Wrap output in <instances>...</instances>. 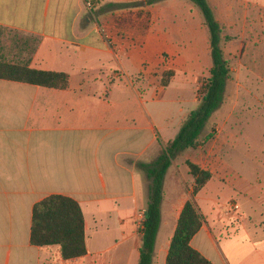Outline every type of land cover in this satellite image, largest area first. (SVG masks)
Here are the masks:
<instances>
[{
	"label": "crops",
	"instance_id": "crops-1",
	"mask_svg": "<svg viewBox=\"0 0 264 264\" xmlns=\"http://www.w3.org/2000/svg\"><path fill=\"white\" fill-rule=\"evenodd\" d=\"M206 1L222 27L224 56L230 32L238 33L230 41L251 40L246 28L264 0ZM198 9L190 0H0V28L33 45L27 66L69 75L66 89L0 78V264H138L149 180L133 161L155 160L192 111L181 107L169 125L155 101L172 84L159 90L149 81L165 58L192 69L210 53ZM237 150L211 147L194 161L212 174L195 195L188 167L173 160L152 264H167L188 199L204 216L192 247L214 264H264V163L254 154L251 173L242 174ZM52 194L82 208V257L65 260L58 245L30 242L33 207ZM232 201L240 209L227 215Z\"/></svg>",
	"mask_w": 264,
	"mask_h": 264
},
{
	"label": "trees",
	"instance_id": "trees-1",
	"mask_svg": "<svg viewBox=\"0 0 264 264\" xmlns=\"http://www.w3.org/2000/svg\"><path fill=\"white\" fill-rule=\"evenodd\" d=\"M200 9L209 30L212 66L209 77L201 87L200 105L192 110L176 137L170 141L157 158L151 162L133 161L145 172L149 180V197L142 225L139 229L141 245L138 264H152L156 237L160 226V206L163 199L165 175L173 160L184 150L201 145L202 132L210 117L220 108L230 65L221 47L222 27L215 19L206 0H190ZM0 78L25 82L49 88L66 89L69 75L65 72L45 71L27 65L0 61ZM165 85V84H164ZM214 137L209 133L205 140ZM159 141V138H157ZM205 141V142H206ZM193 177V194H197L212 174L198 164L186 161ZM204 216L193 199H188L179 215L174 235L168 249L167 264H214L191 246V239L200 230ZM32 245L43 247L58 245L63 259H74L87 253L84 214L80 204L71 197L52 194L37 202L32 211L30 234Z\"/></svg>",
	"mask_w": 264,
	"mask_h": 264
},
{
	"label": "rangeland",
	"instance_id": "rangeland-1",
	"mask_svg": "<svg viewBox=\"0 0 264 264\" xmlns=\"http://www.w3.org/2000/svg\"><path fill=\"white\" fill-rule=\"evenodd\" d=\"M160 1L162 0H145V4ZM149 19L150 14L147 13V22H150ZM240 29L242 31L243 28ZM246 30L251 34V40L247 42L230 41L238 38L235 30L225 37L223 47L226 51L225 58L229 61L230 75L223 102L208 120L200 138L201 145L196 149L181 152L174 159L181 167H187V160L193 163L200 161L201 155L211 147L241 149L236 151L239 153L236 157H244V162H234L233 165L236 170L247 176L251 173V159L254 154L264 163V6L256 12L254 26L251 25V28L247 27ZM32 49L33 45L27 37L0 28V61L27 65L26 59ZM164 60L163 64L167 66L154 68L149 82L159 90L172 84L164 97L155 101L157 109L172 126L179 121V115L183 114L179 113L181 107L189 112L195 109L193 104L198 105L201 102V87L209 77L212 58L210 53H203L193 60L192 69L188 68V60L186 64L180 59ZM211 132H214V137L206 141V136ZM162 136L164 140L168 139L166 134ZM245 148L252 150L250 154L243 153Z\"/></svg>",
	"mask_w": 264,
	"mask_h": 264
},
{
	"label": "built area",
	"instance_id": "built-area-1",
	"mask_svg": "<svg viewBox=\"0 0 264 264\" xmlns=\"http://www.w3.org/2000/svg\"><path fill=\"white\" fill-rule=\"evenodd\" d=\"M239 209H240L239 204L234 202V201H232L228 205L227 215L235 214L236 212H238Z\"/></svg>",
	"mask_w": 264,
	"mask_h": 264
}]
</instances>
